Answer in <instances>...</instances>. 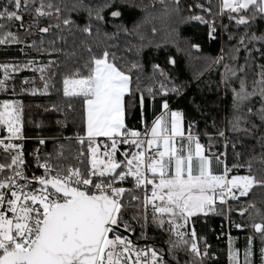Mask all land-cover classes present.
<instances>
[{
	"label": "snow or ice",
	"instance_id": "obj_1",
	"mask_svg": "<svg viewBox=\"0 0 264 264\" xmlns=\"http://www.w3.org/2000/svg\"><path fill=\"white\" fill-rule=\"evenodd\" d=\"M135 10L144 16L129 27L125 15ZM156 19L158 41L143 32ZM194 22L206 26L210 41L221 40L219 55L196 57L204 67L192 77L203 82L205 72L223 69L214 89L222 93L219 118L209 125L192 100L204 131L195 119L186 129L185 113L170 105L192 86L182 79L180 57L203 51L181 35ZM121 35L136 41L126 39L122 52ZM0 48L20 53L0 61V93L56 92L61 102L43 111L63 115L54 121L60 129L77 126L74 136L51 137V152L34 149L33 170L24 101L0 100V264H205L211 246L196 223L210 214L251 230L242 252L239 237L228 235L229 264H264V207L247 199L264 188V167L253 168L254 160L264 164V0H0ZM146 48L166 51L163 65L149 58L150 74ZM26 71L33 75L21 78ZM158 95L159 115L149 123L146 100L155 108ZM137 96L142 132L126 124ZM58 140L78 146L68 149L76 163H64L66 145ZM129 208L137 211L129 215ZM149 229L166 239L158 246Z\"/></svg>",
	"mask_w": 264,
	"mask_h": 264
},
{
	"label": "trees",
	"instance_id": "obj_2",
	"mask_svg": "<svg viewBox=\"0 0 264 264\" xmlns=\"http://www.w3.org/2000/svg\"><path fill=\"white\" fill-rule=\"evenodd\" d=\"M71 2V0H69ZM144 4H152L153 0H143ZM161 9L160 5H157L156 14L158 15ZM77 14H73L76 16ZM144 16V13L139 10L132 11L130 13H126L125 22L129 27L132 25V19L135 18L137 20L141 19ZM223 23L227 24L228 20L225 18ZM155 26L158 29V33L155 37L151 32L152 27ZM111 30V29H110ZM235 31V29H233ZM143 32L147 39H155L160 40L163 37V25L159 19L152 20L151 23L145 24L143 26ZM181 35L184 38L191 39L192 42L199 43L202 48V53H196L193 51V57L189 61L187 58L181 56L180 64L182 72V79L188 80L191 82V88L188 89L184 96L176 97L171 96L170 105L172 109L182 110L185 113V128H187V124L190 120L199 121V129L201 131L205 130V120L201 117V115L195 110V107L192 103L193 98H195L196 104H199L203 107V109L208 113V121L207 123L211 125V118L216 117L219 118L221 114V110L215 107V103L217 101L218 95L222 93H217L214 89L219 80V73L223 71L222 68L213 69L209 72H205L204 76L200 78L203 82H198L193 80V74L203 71V61L202 59H196L197 56H217L220 54L221 48V40L218 38L216 41H210L207 38V28L204 25H199L197 23H193L191 25H184L181 29ZM124 39H132L133 42H136L134 38L124 37L121 35V38ZM124 48V47H123ZM123 48L120 49V52L123 51ZM175 52V49H171ZM118 52V54H120ZM127 55V53H125ZM20 53L15 48H10L8 50H4L0 48V61L9 60L14 57H19ZM166 56L165 50H156L154 48H146L144 51V63L146 65V72L150 74V66L148 65L149 58L159 62L163 65ZM33 73L31 72H23L20 74V77H31ZM145 86L151 83V81L145 80ZM197 83H199V87H197ZM211 85V88L209 87ZM37 86H39V81L37 80ZM57 86L61 87L62 85L59 83V79L57 81ZM17 90H19V80H17ZM17 98L22 99L25 104V134L27 136H41V137H54V136H74L77 131V126L69 123L67 129L58 128L54 121L56 119H63V115L60 113H46L43 111V106H51L53 103H60L61 98L60 95L56 92H53L51 96L42 97V96H22V97H11L10 95L0 93V100L3 99H11ZM128 98H126L127 100ZM136 107L131 110V112L126 116V124L130 128L135 129H143V124L140 120V108H139V98L137 96ZM149 100H146V115L148 122L151 123L152 116L149 115L147 107ZM40 105L41 107H37ZM77 123H79V112L76 113ZM31 121V123H29ZM37 124H40V127H37ZM209 133H213L214 130L209 126L207 128ZM201 142L204 144L208 143L206 137H201ZM56 143H65V155L69 158L67 161H64L66 164H74L76 161L72 159L68 149H71V152L74 153L77 149L76 144L68 145L66 141L58 140ZM48 149L50 152L53 148V141H50L48 144ZM222 150V149H221ZM257 153H259V149L257 148ZM229 161H231V155L229 156ZM264 167V164H261L259 160L253 161L254 170H258ZM240 174H245L243 170H241ZM129 197L126 194L125 200ZM248 200L255 202L257 207H264V188H254L252 192L249 194ZM136 208H129L128 213L131 215L136 212ZM127 218V217H126ZM225 217L210 214L208 217H202L196 223V229L198 235L204 236L207 238L208 244L211 246L210 254L211 259L206 260L205 264H227V246L225 243H220L214 239V234L211 232V227L216 226L218 221L224 220ZM231 220L235 222H240L241 218L235 213L232 214ZM251 230L246 229L245 231H234L233 234L238 233L241 237V241H244L245 235L249 234ZM138 234V233H137ZM150 236L156 237L155 243L159 246L166 237H164L161 233L153 231L150 229ZM165 248L167 245H163ZM216 256L212 258V256Z\"/></svg>",
	"mask_w": 264,
	"mask_h": 264
},
{
	"label": "built area",
	"instance_id": "obj_3",
	"mask_svg": "<svg viewBox=\"0 0 264 264\" xmlns=\"http://www.w3.org/2000/svg\"><path fill=\"white\" fill-rule=\"evenodd\" d=\"M140 130L141 132L143 131V129H138ZM3 134H6V133H3ZM25 134V133H24ZM25 136L28 138L24 141V144H25V153H26V158L29 162L30 165L33 166V170H34V163L32 161V157L31 155H29L30 153H32V151L34 149H36L37 147H39L41 149V152L42 153H46V152H50V150L48 149V143L50 141H52V139H50L51 137H41V136H27L25 134ZM38 138H46L47 139V142H46V145L44 146H40L38 144ZM104 138H101V140H103ZM0 162H3L2 159H0ZM65 163V162H64ZM66 164V163H65ZM42 171V170H41ZM37 174H40L39 172ZM124 187L126 188H132L133 185L131 183H125L123 185ZM211 232H213L214 234V239L220 243H225L226 246H228V235L230 234L231 236L233 235L232 232L234 231H238L237 229H235L231 223L228 221V220H224V221H218L217 222V225L216 226H213L211 227ZM138 235V234H137ZM148 236H150V229L148 231ZM134 240L136 239V236H133L132 237ZM153 241L151 239L147 240V241H144V240H140L139 243L140 244H150L152 243ZM216 256H212V258H215Z\"/></svg>",
	"mask_w": 264,
	"mask_h": 264
},
{
	"label": "crops",
	"instance_id": "obj_4",
	"mask_svg": "<svg viewBox=\"0 0 264 264\" xmlns=\"http://www.w3.org/2000/svg\"><path fill=\"white\" fill-rule=\"evenodd\" d=\"M159 101H160V96L158 95L156 106H155V108H153V105H152L151 101L149 100L147 110H148L149 115L152 116V120L155 118V116L153 115L154 112H155V115H159V111H160L159 110ZM173 110H175V109H173ZM232 237H239V239H237L235 242V247L237 248V244H238L239 249H241V242H242L240 239L241 236L238 233H236V234H233ZM227 264H229V262H228V246H227Z\"/></svg>",
	"mask_w": 264,
	"mask_h": 264
},
{
	"label": "rangeland",
	"instance_id": "obj_5",
	"mask_svg": "<svg viewBox=\"0 0 264 264\" xmlns=\"http://www.w3.org/2000/svg\"><path fill=\"white\" fill-rule=\"evenodd\" d=\"M125 40H126V39H124L123 37H122V38L120 37L118 43L121 45V48L124 47ZM110 43H112V42H110ZM249 233H250V232H249ZM247 235H248V234H247ZM247 235H245V237H246ZM255 243H256V246H257V248H258V247H259V241L256 240ZM244 244H245V238H244V241L241 242V249H240L241 252L243 251ZM237 248L239 249V245H238V244H237Z\"/></svg>",
	"mask_w": 264,
	"mask_h": 264
},
{
	"label": "bare ground",
	"instance_id": "obj_6",
	"mask_svg": "<svg viewBox=\"0 0 264 264\" xmlns=\"http://www.w3.org/2000/svg\"><path fill=\"white\" fill-rule=\"evenodd\" d=\"M224 220H227V219H224ZM224 220H222V221H224ZM229 221V220H228Z\"/></svg>",
	"mask_w": 264,
	"mask_h": 264
}]
</instances>
